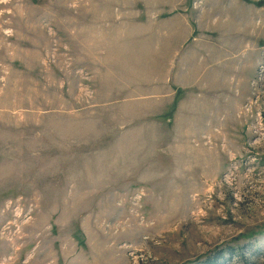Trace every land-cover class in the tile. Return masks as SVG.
I'll return each mask as SVG.
<instances>
[{"label": "rangeland", "instance_id": "1", "mask_svg": "<svg viewBox=\"0 0 264 264\" xmlns=\"http://www.w3.org/2000/svg\"><path fill=\"white\" fill-rule=\"evenodd\" d=\"M0 264H264V0H0Z\"/></svg>", "mask_w": 264, "mask_h": 264}, {"label": "crops", "instance_id": "2", "mask_svg": "<svg viewBox=\"0 0 264 264\" xmlns=\"http://www.w3.org/2000/svg\"><path fill=\"white\" fill-rule=\"evenodd\" d=\"M232 19V17H231ZM229 20H230V16H229ZM251 21L249 22V29L251 30ZM234 22H229V31L230 33H234V35L238 34L237 30H240L239 28V23L237 24L239 25H233ZM153 27L149 28V32H154L155 34H158L159 32V28L160 25H158V23H153L152 24ZM186 25V26H185ZM255 27H256V23H254ZM254 27V28H255ZM187 29V30H186ZM169 30L170 33L167 31ZM182 30H185L183 32H181ZM166 32H168L166 34V37H168V35L170 36V40L169 41H142L143 44L145 43H153V48L155 49V55L154 58L151 61H156L155 62V67L158 70H163V78L161 80L162 84H164L165 86L169 87L171 86L170 84H175L176 87H180V88H185V86H192L194 85L193 82V78L198 79L197 83H196V87H199L200 89L204 88V78L208 76V73L205 74L203 70L199 71L196 75L193 74L191 76L190 82L189 84L185 81L183 83V81L178 80L177 77L175 76V73H178L179 69H183L181 68V62L183 60H185L189 55H193V57H195L196 55L194 54V52H191L190 48L192 47L190 44L191 42H193L195 45H197L198 41L197 38H195V41H188V39L190 38V35L193 33H195V29L193 27V24L191 22H189L186 19V22L184 21L182 24L180 23H173L170 22L169 23V28L166 29ZM185 32V33H184ZM163 33V32H162ZM182 35V36H181ZM181 36V40L179 41V37ZM256 36V35H255ZM113 47V51L115 50L116 53L118 52V48ZM188 48V49H187ZM115 53V54H116ZM197 58V56H196ZM188 68L185 69V71ZM177 71V72H176ZM233 80L228 81V85L229 87H231V92H240L239 89H236L235 87V83H234V78H236L235 76V72L233 73ZM232 84V85H231ZM206 87L209 85V81H206L205 83ZM231 85V86H230ZM195 86V85H194ZM163 92H161V94L158 95L160 101L162 103L165 102H170L171 103V108L173 109H178L179 108V103L183 102L185 100H181V98L179 100L176 101L175 99V94L173 93V91L171 90V92L169 91L170 95H163ZM176 101V105L173 107V102ZM181 106V105H180ZM164 108V107H163Z\"/></svg>", "mask_w": 264, "mask_h": 264}]
</instances>
